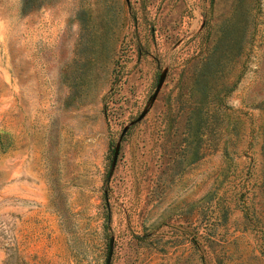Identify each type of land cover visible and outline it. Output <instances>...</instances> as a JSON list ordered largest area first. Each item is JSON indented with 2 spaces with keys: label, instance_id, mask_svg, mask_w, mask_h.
<instances>
[{
  "label": "rangeland",
  "instance_id": "374dc122",
  "mask_svg": "<svg viewBox=\"0 0 264 264\" xmlns=\"http://www.w3.org/2000/svg\"><path fill=\"white\" fill-rule=\"evenodd\" d=\"M226 18L247 49L213 71ZM110 237L107 264H264V0H0V264Z\"/></svg>",
  "mask_w": 264,
  "mask_h": 264
},
{
  "label": "trees",
  "instance_id": "16d2710c",
  "mask_svg": "<svg viewBox=\"0 0 264 264\" xmlns=\"http://www.w3.org/2000/svg\"><path fill=\"white\" fill-rule=\"evenodd\" d=\"M232 21L230 18L222 19L221 24L222 27L226 28V36L222 39V43H220L218 46H216V43L221 40V38H217L213 41L212 47H211V61L214 65L213 71L218 70L221 65V56L223 54H226V58H228L229 54H240L244 53L246 51L247 47L244 42H242L241 36L239 37H232L229 35V28L231 27L230 24ZM223 29V28H222ZM208 56V57H210ZM231 88V87H229Z\"/></svg>",
  "mask_w": 264,
  "mask_h": 264
},
{
  "label": "water",
  "instance_id": "95a60500",
  "mask_svg": "<svg viewBox=\"0 0 264 264\" xmlns=\"http://www.w3.org/2000/svg\"><path fill=\"white\" fill-rule=\"evenodd\" d=\"M163 75L164 73L162 72L161 74H159L158 78H157V81H156V85H155V88L152 92V97L155 95V93L157 92L160 84H161V81H162V78H163ZM143 114V111L139 113V115L137 116V118H139L141 115ZM124 129V128H123ZM111 249H112V238L110 237L109 240H108V246H107V253H106V257H105V263L104 264H107L108 263V260H109V257H110V253H111Z\"/></svg>",
  "mask_w": 264,
  "mask_h": 264
}]
</instances>
